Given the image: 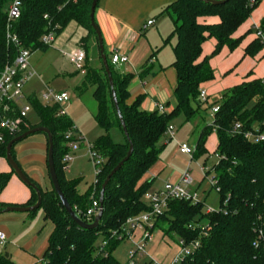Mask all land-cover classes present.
<instances>
[{"label": "trees", "instance_id": "16d2710c", "mask_svg": "<svg viewBox=\"0 0 264 264\" xmlns=\"http://www.w3.org/2000/svg\"><path fill=\"white\" fill-rule=\"evenodd\" d=\"M12 1L0 0V73L7 64L14 61L17 54L16 48L9 44L7 38L8 9ZM92 1L22 0L21 15L12 21V32L33 52L48 47L42 41L45 34L52 32L58 36L71 22L88 30V35L81 40L87 58L86 73L78 91L83 94L89 88H94L93 97L97 103L94 118L103 131L91 148L104 159L95 182L81 193L78 190V180L66 178L63 159L71 151L69 145L72 141L82 143L79 129L68 115H58V105L44 104L34 94L28 100L37 114L38 122L33 124L28 118V125L23 126L19 133L6 134L4 140H0L2 159L6 158L7 145L15 137L35 127L48 128L54 139V163L61 188L73 209L85 222L89 221L85 216L86 211L95 199H100L106 177L129 150V142L123 134L104 67L92 68L87 65V43L91 38L97 40L90 22ZM257 6L258 4L251 5L249 0H227L219 4L202 0H176L163 9L162 13L167 14L173 22L172 34L165 39V44L170 43L172 37L176 38V43L172 46V66L177 73V84L173 92L175 107L170 112L143 110V96L129 104V85L135 74L124 73L106 55L118 105L134 146L133 154L111 178L104 192L103 216L96 229L78 226L61 205L53 187L42 188L31 178L41 191L40 208L43 209L44 219L52 223L42 264H121L113 253L124 239L119 238V235L113 236V232L119 231L130 217L150 210L144 196L152 181L142 180L160 160L164 148L161 141L168 126L180 114L184 115L186 122H190L202 109L207 111L215 105H219L220 109L214 114L213 123L207 124L199 133L195 144V158L208 152V136L215 132L218 137L215 151L220 158L206 173L214 171V188L220 197L219 209L208 214L204 210L203 201L193 203L171 200L164 214L157 218L154 231L159 230L164 237L176 238L177 243L180 240H185L187 244L200 241V246L186 256L182 264H264V141L253 143L243 135L232 132L237 122L244 129H252L255 124L262 125L264 122V78L243 81L226 89L221 101L204 108V102L199 97L202 86L215 78L211 58L218 55L224 47L234 51L245 36L254 31L250 29L240 37L234 36ZM206 17H218L219 22H202L201 18ZM260 26L264 31V17ZM211 38L216 41L215 48L210 56L203 57V45ZM263 50L264 43L255 38L247 45L245 55L254 57ZM151 59L138 73L142 80L156 73ZM113 129L120 130L124 136L123 142L114 140L111 136ZM43 134L47 139V135ZM14 146L12 155L16 160ZM13 174L12 170L0 171V194ZM29 188L31 198L18 206H31L37 202L36 191ZM7 206L11 205L0 202V214ZM35 211L28 212V217ZM198 223L211 226L208 236L201 235V228H190V225L196 226ZM104 241H107L105 246L102 245ZM0 264L17 263L4 250L0 252ZM147 264H152V261Z\"/></svg>", "mask_w": 264, "mask_h": 264}, {"label": "rangeland", "instance_id": "374dc122", "mask_svg": "<svg viewBox=\"0 0 264 264\" xmlns=\"http://www.w3.org/2000/svg\"><path fill=\"white\" fill-rule=\"evenodd\" d=\"M162 27L164 31H169L168 36L172 34L173 26L170 19L162 20ZM253 21L248 19L236 32L239 36L248 27L252 28ZM83 30L75 23L71 22L68 27L58 36H55V42L46 49H38L31 53L29 63L33 76L25 87V93L30 96L36 95L39 99L45 92L53 90L54 92H67L70 96V101L66 105L67 115L74 121L79 129V135L82 138V143L79 144V149L71 151L72 157L69 162L68 171L65 176L69 180H78V189L83 192L95 182L97 169L94 159L91 155V148L96 139L103 133L102 129L96 122L94 115L97 111V103L93 97L94 88H89L86 92L81 94L78 87L81 85L83 75L78 71L77 67L71 64L66 57L61 53V49H67L70 46L76 45L79 40L80 33ZM167 36V37H168ZM170 43H176V38L172 37ZM170 43H166L163 49V59L161 65L166 70H170L171 76L174 71L172 69V60L174 58L172 47ZM214 43L213 39L208 40L207 44ZM62 44V45H61ZM82 44V43H81ZM64 45V46H63ZM83 46V44H82ZM208 55L210 56L214 50V45H210ZM88 50V67L100 68L102 67V60L99 52L98 41L95 43H87ZM213 49V50H212ZM241 45L232 53L240 52ZM224 50H222L223 52ZM220 52L218 55L212 57L214 67L219 73L226 65V55ZM228 54V53H226ZM264 61V60H263ZM259 62L258 57H246L244 61L240 62V70H232L225 72L224 76L215 73L217 87L221 85L224 78L225 84L233 85V78H237L238 74L242 72L240 77H244V81L248 79L251 71L255 72L256 64ZM224 64V65H223ZM158 66V65H157ZM154 76H148L145 81L151 82ZM215 80V79H214ZM221 87V86H220ZM227 87V86H226ZM223 86L219 91L213 92L212 96L208 97V103H204L203 108L208 105H214L221 101L222 94L225 89ZM174 101L170 99V108ZM29 119L33 124L38 122L37 114L34 110L29 113ZM214 116L210 109L205 111L202 109L200 113L190 122H186L183 114L175 117L172 124L175 127V136L173 139L166 134L162 139L161 144L164 148L161 152L160 161L164 163V169L156 176L153 184L150 186L148 192H154V189L161 190L164 185L169 182L168 177L172 174H184L189 167L194 176V183L188 187L191 192H197L199 199L205 203L204 210L208 208L218 210L220 206V197L216 188L213 186L214 171L206 173V170L211 168L212 164L217 161L216 145L217 135L211 132L206 143L208 152L192 158L190 155L181 154L179 152V144L186 143L190 148H194L196 140L201 130L207 125L212 124ZM111 136L116 142H123L124 136L119 129H113ZM40 140V141H39ZM46 138L43 133L33 134L14 146V153L22 169H26L27 173L40 182V185L47 183V187L51 189V183L47 174V158H46ZM2 167V165H0ZM3 169V168H2ZM7 172H11V167L7 164ZM181 174V175H182ZM16 176V175H15ZM30 176V177H31ZM43 188V187H42ZM157 191V190H156ZM1 202V194H0ZM9 215L18 217L16 220H9ZM26 215V223L21 221ZM7 218V219H6ZM10 221L2 223L1 221ZM0 229H3L6 235V251L10 254L13 261L17 264H33L36 259H41L47 249L48 237L52 231V223L44 219V212L42 208L37 209L31 217L22 212H10L0 216ZM159 231V230H158ZM156 233H160V232ZM162 234V232H161ZM154 235H156L154 233ZM163 235V234H162ZM164 237V236H163ZM168 245L172 248L178 247L176 238L165 236ZM160 240V239H159ZM178 241V240H177ZM152 242L147 244L146 254L142 257L136 258L137 264H147L150 261L147 253L151 249ZM170 247V246H169ZM135 248L134 242L125 240L120 243L113 255L121 264H127L130 257V251ZM160 246L157 250L156 256L163 259H169V255L173 253V249ZM3 247V250H5ZM2 249H0V252ZM166 257V258H165Z\"/></svg>", "mask_w": 264, "mask_h": 264}, {"label": "crops", "instance_id": "0c3cea01", "mask_svg": "<svg viewBox=\"0 0 264 264\" xmlns=\"http://www.w3.org/2000/svg\"><path fill=\"white\" fill-rule=\"evenodd\" d=\"M174 1L176 0H99L96 7L95 22L99 27L103 36L105 54L108 55L109 57H111L115 53L126 55L128 57V62L120 66V69L124 73L135 74V77L133 78V80L129 85L130 97L128 99V103L132 104L137 99V97L143 96L144 99L141 104V108L146 111H155L157 110V107L160 104L164 105L167 112L172 111L175 107V99L173 96V92L177 84V73L175 68L172 66L174 74L173 76H171L172 74L170 70L165 71V68L161 65V59H163L162 57L163 49H164L163 45H165V39L167 38L168 36L167 34L169 32L163 30L162 20L170 19L173 26V22L171 18L167 14L165 13L163 14L162 12L166 6L170 5ZM263 17H264V3H261L253 11L250 17V19H252L253 21L252 28L248 27L247 29L244 30V32H241L239 36H236V33L234 36L240 37L246 34L250 29L254 30V25L260 24ZM149 21H153V24L148 25ZM201 21L206 23H218L219 18L206 17V18H201ZM78 26L83 30V32L80 33L81 35H79L78 43L68 48L76 47V46L82 47L81 40L82 38L88 35V30L86 28L80 25ZM255 38H257L255 31L246 35L242 43L240 44L242 50L237 53H232L236 49L234 51H230L228 47H224L222 49L224 51L221 52L224 53V55H226L225 61L227 62L224 63L226 66L220 69L221 71L219 73L216 72L217 69L214 67L211 58L210 63L215 73H217V76L219 74L224 76L225 72H230L232 70H235L236 72L239 71L240 70L239 67L241 65L239 63L241 61L243 62L246 57H250L245 55V49L247 45ZM208 40L203 45V55H202L203 57L209 56L208 51L211 49L210 45H214V48L216 45V41L215 39H213L214 43L207 44L206 46ZM96 41L97 40L95 38H91L89 39L88 43L91 42L95 43ZM170 44L172 47L175 43L173 45L172 43ZM256 56L258 57L259 62L256 64V68L254 69L255 72L251 71L248 75L249 78L246 79L245 81H249L257 78H264V61H263L264 50L258 53ZM150 59L154 64V70L156 71V73L153 75L154 78L151 82H146L145 80L139 78L138 73L140 72L142 66L145 63H147ZM173 61L174 58L172 60V63ZM241 74L245 75L244 72H242ZM241 74H238L237 78H233V80L231 81L233 82V85L230 86L238 85L244 81L243 80L244 77L242 78L240 77ZM214 79L215 80L207 82L202 86V88H204L207 91L208 97L212 96L213 92L219 91L222 86L224 88L230 87L228 86V84L224 85L226 81L225 78L221 83V85H219L218 87L216 83V78ZM170 99H173L174 101V104L171 108L169 107ZM217 146H218V137H217L216 148ZM46 158H47V145H46ZM7 164L8 162L5 158L0 159V165H2V167H0V171L7 172L8 171L6 169ZM162 169H164V163L159 160L158 163L155 164V166H153L146 173L142 182L152 181L153 184L156 176L159 175V172ZM23 170L29 177L31 176L27 173L25 168ZM181 174L182 173H176L170 175L168 177L169 182L178 181L181 177ZM30 178H32L33 180H35L37 183L40 184V182L35 178H33L32 176ZM41 187L46 188L47 183H45ZM87 189L88 188H86V190ZM156 190L158 189H154V191ZM31 194L32 192L29 186L23 183L17 176H15V174H13L11 176L9 183L1 193V202L10 205H23L29 201V199L31 198ZM7 213L10 212H3L0 214V216L5 215ZM9 217H10L9 220L18 219V217L13 215H9ZM26 219L27 217L26 215H24V218H22L21 221H23L25 224ZM1 222L8 223L10 221L6 220ZM0 232H4L3 229H0ZM156 232L157 231H155L156 235L154 240L152 241L153 244L151 246V249L147 253L148 257L150 258V260L157 261L158 263L169 264L173 260V258L179 253L180 250L179 245L177 248L175 247L172 248L171 245H168V242H166L167 241L166 238L163 237L161 232L160 231H158L160 233H156ZM160 246L166 247L168 250H170L169 248L173 249V253L169 255V259H163L162 257L158 258L156 256L157 250ZM5 248L6 245L4 246V249ZM0 249L4 251L2 246H0ZM42 259L43 257L41 259H36V262L33 264H42Z\"/></svg>", "mask_w": 264, "mask_h": 264}, {"label": "built area", "instance_id": "2783aa9c", "mask_svg": "<svg viewBox=\"0 0 264 264\" xmlns=\"http://www.w3.org/2000/svg\"><path fill=\"white\" fill-rule=\"evenodd\" d=\"M21 2L22 0H13L8 9V28L7 38L9 44L16 48V57L12 63H9L0 73V140L3 141L6 134L15 135L22 130L23 126H27L29 113L32 111V106L29 103L28 95L25 93V87L33 76L29 58L31 56V50L26 48L20 38L12 32V21L18 19L21 15ZM251 5H259L264 3V0H249ZM153 24V21H149L148 25ZM254 31L257 38L261 39L264 43V31L261 29L260 24L254 25ZM44 44L50 46L55 42V35L52 32L45 34L42 37ZM61 53L66 59L77 67L78 71L84 75L86 73V58L87 54L84 48L76 46L67 49H61ZM112 63L120 68L128 62L126 55L115 53L111 56ZM200 100L204 103L208 101L207 91L202 88L199 94ZM44 104H56L60 107L59 116H66V105L70 101V96L67 92H54L50 90L41 95L39 99ZM157 109L160 112H165L164 105H158ZM220 109L219 105L213 106L210 110L214 116ZM234 134L243 135L244 138L253 142L259 143L264 141V122L262 125L255 124L252 129H244L240 122H237L233 128ZM166 134L173 139L175 136V127L170 124L167 128ZM70 137V134L67 135ZM79 142L72 141L70 143L71 151L79 149ZM71 151L64 156L63 159V171L67 172L69 168V162L72 157ZM94 159L97 173H99V167L104 163V159L95 153L90 151ZM179 152L181 154L190 155L192 158L196 153V146L190 148L186 143L179 144ZM220 156L217 154V160ZM211 169V168H209ZM208 170H206L207 172ZM213 179V186L216 184V180ZM194 183V176L191 169L188 167L180 179L176 182H167L164 188L154 192H147L144 196V201L150 207L149 211H146L138 216L130 217L122 225L119 231L113 232V236L119 235V238L125 240H131L135 244V248L130 251V257L128 264H137L136 258L142 257L146 254L147 244L152 242L155 238L154 226L157 218L164 214L168 207V202L171 200H186L193 203L201 201L197 192H191L188 187ZM99 201L94 200L92 205L86 211L85 216L89 219L87 223H92L95 216L99 212ZM215 210L208 208L206 212L208 214ZM190 228H201V235L208 236L211 230L209 224L202 225L200 223L196 226L190 225ZM6 244V235L4 232H0V246L4 247ZM103 246L107 245V241L102 243ZM179 253L173 258L169 264H182L186 256L190 255L192 251L200 246V241L196 240L189 244L185 240H180ZM257 246V243H254ZM148 255V254H147ZM152 264H162L157 261L151 260Z\"/></svg>", "mask_w": 264, "mask_h": 264}, {"label": "water", "instance_id": "95a60500", "mask_svg": "<svg viewBox=\"0 0 264 264\" xmlns=\"http://www.w3.org/2000/svg\"><path fill=\"white\" fill-rule=\"evenodd\" d=\"M98 1L99 0H93L92 1L91 12H90V22H91V26L93 27V29L96 33V36H97L100 57L102 60V65L104 67V71L107 75V78H108V81H109V84L111 87V94H112L113 103H114V106L116 109V113H117L118 119L120 121V124L122 126L123 134L129 142V150L127 152V155L112 169V171L106 177V179L102 185L101 195H100V199H99V204H100L99 212L95 216L92 223H87L84 220H82L80 218V216L77 214V212L73 209V207L71 206V204L67 200V198H66V196H65V194L61 188V185H60L57 173H56V169H55V163H54V139H53L52 133L50 132V130L48 128L43 127V126L30 129V130L24 132L23 134L15 137L11 142H9V144L7 145V152H6V158L5 159L7 160L8 164L11 167V170L14 172V174L23 183H25L27 186L33 188L36 191L38 199H37V202L31 206H18V205L7 206L6 208H4L3 212L28 213V212L35 211L41 207L42 198H41V191H40L39 187L36 185L35 182H33L31 180V178H29V176L24 172V170L21 168V166L18 164V162L14 159V157L12 155V148H13L14 144L18 143L19 141H21V140H23V139H25V138L33 135V134L45 133L47 135V166H48V174H49V178H50L53 190L55 191V193L59 197L61 205L63 206V208L65 209L67 214L71 217V219L78 226H80L81 228H85V229H96L99 227L100 222L102 220L103 211H104L103 210L104 192H105L111 178L123 167V165L130 159V157L133 154L134 146H133V143L131 142V140L129 138V134L127 132V128H126L124 119L122 117V114H121V111H120V108L118 105L116 92L114 90V82H113V78H112V72H111V69L109 67L107 56H106L105 51H104L103 36H102V33H101L99 27L97 26V24L95 22V11H96ZM202 1H204L206 3L219 4V3H223L227 0H202Z\"/></svg>", "mask_w": 264, "mask_h": 264}]
</instances>
